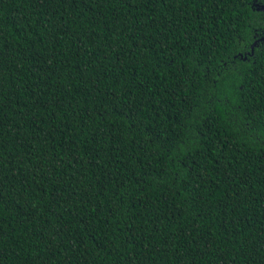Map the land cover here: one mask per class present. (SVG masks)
Listing matches in <instances>:
<instances>
[{"label":"trees","instance_id":"1","mask_svg":"<svg viewBox=\"0 0 264 264\" xmlns=\"http://www.w3.org/2000/svg\"><path fill=\"white\" fill-rule=\"evenodd\" d=\"M262 0H0V264H264Z\"/></svg>","mask_w":264,"mask_h":264},{"label":"water","instance_id":"2","mask_svg":"<svg viewBox=\"0 0 264 264\" xmlns=\"http://www.w3.org/2000/svg\"><path fill=\"white\" fill-rule=\"evenodd\" d=\"M261 9H264V5L261 6Z\"/></svg>","mask_w":264,"mask_h":264},{"label":"snow or ice","instance_id":"3","mask_svg":"<svg viewBox=\"0 0 264 264\" xmlns=\"http://www.w3.org/2000/svg\"><path fill=\"white\" fill-rule=\"evenodd\" d=\"M262 3H264V0H262ZM262 39H264V37H262Z\"/></svg>","mask_w":264,"mask_h":264}]
</instances>
